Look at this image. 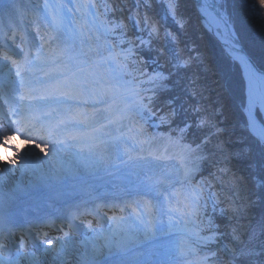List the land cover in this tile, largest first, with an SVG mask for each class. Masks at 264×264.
I'll list each match as a JSON object with an SVG mask.
<instances>
[{
	"label": "snow or ice",
	"instance_id": "1",
	"mask_svg": "<svg viewBox=\"0 0 264 264\" xmlns=\"http://www.w3.org/2000/svg\"><path fill=\"white\" fill-rule=\"evenodd\" d=\"M215 3L195 7L224 38L215 74L227 105L211 98L206 57L181 40L183 0L0 7V161L5 148L20 155L9 142L25 137L45 157L46 142L78 148L89 177L84 211L76 205L62 222L34 223L25 210L24 228L0 214V264H45L52 253L58 264L73 255L76 264H105L106 255L112 264H264V214L251 217L264 206V60L240 46ZM255 4L264 13V0ZM5 162L17 168L3 172L37 180L79 176L56 154ZM60 225L68 231L53 248L41 229Z\"/></svg>",
	"mask_w": 264,
	"mask_h": 264
},
{
	"label": "trees",
	"instance_id": "2",
	"mask_svg": "<svg viewBox=\"0 0 264 264\" xmlns=\"http://www.w3.org/2000/svg\"><path fill=\"white\" fill-rule=\"evenodd\" d=\"M228 10L233 12L232 21L242 44L246 50L254 55L256 63L259 65L261 60H264V52H262V45H264V13H260L255 0H228ZM181 11L186 18H189L188 29L186 33H181V40L190 47L197 48L206 57L209 68L213 69L207 77L211 89V98L214 100L220 99L227 105L228 99L223 94L220 81L215 74L211 46L217 49L222 67L224 66L222 60L225 54L219 44L201 26L192 0H183ZM159 18L163 19L170 30L175 28L171 19L165 18L163 12L159 14ZM226 115H230V112H227ZM261 214H264V206L257 205L251 209L253 219L259 218Z\"/></svg>",
	"mask_w": 264,
	"mask_h": 264
},
{
	"label": "bare ground",
	"instance_id": "3",
	"mask_svg": "<svg viewBox=\"0 0 264 264\" xmlns=\"http://www.w3.org/2000/svg\"><path fill=\"white\" fill-rule=\"evenodd\" d=\"M197 1H198V3L200 2V0H197ZM215 7H217L216 3H215ZM201 19H202V21L204 23L205 18L203 16H201ZM205 26H207V25H205ZM211 31H213L214 35L218 38V40L220 42L222 41L223 42L222 44H224V38L221 37L214 28H211ZM16 141L19 144L18 147H19L21 153L28 152L29 148L34 149V147H32V145H30V144H23V142H21V141H18V140H16ZM36 150L39 151V149H36ZM47 151H49V150H47ZM20 155H22V154H20ZM15 156H16V153L11 151L9 153V155H7L5 157V159L6 160L7 159H12ZM5 167L6 168H13V169L17 168L16 166H12V165H6ZM2 176H3V182L0 183V206L12 203L14 201L12 199V194H14L16 192L24 193V192L30 191L33 187H32V185H30L26 181L28 179L34 180L36 175L30 174V173L26 174V172L21 171V170H15V171H9L6 176H4V175H2ZM59 183H61V188H74V187H76V178L75 179L67 178L66 180L60 181ZM17 185H20L25 191L21 192V191L17 190L16 189ZM82 188H79L76 191H62L57 196H52V190L47 195H44V194H41V193L37 192V193H35V196L32 199H27L26 201L29 202L28 205H33V206L39 205L41 203H44V202H47V201H50V200L58 201L59 203H62V204H64L65 201L69 200V202L72 203L73 199H74V196L77 193H83L81 191ZM6 194H7V196H6ZM56 246L57 245H53V248H55ZM53 255H55V254L52 253V254L48 255V259L50 261H48L47 264H58L57 261L52 259ZM76 259H77V257H71L69 259V264H76Z\"/></svg>",
	"mask_w": 264,
	"mask_h": 264
},
{
	"label": "rangeland",
	"instance_id": "4",
	"mask_svg": "<svg viewBox=\"0 0 264 264\" xmlns=\"http://www.w3.org/2000/svg\"><path fill=\"white\" fill-rule=\"evenodd\" d=\"M219 2H220V4L223 6V7H226L227 8V6H228V0H218ZM38 2H40V0H38ZM30 3H36V1L35 0H19L18 1V3L16 4L17 6L18 5H25V6H27V5H30ZM9 4L11 5V4H15V2L13 1V0H0V7H2V6H5V8L4 9H8V6H9ZM226 12H228L227 13V15L228 16H230V19H232V14H233V12L232 11H226ZM231 22V21H230ZM232 24V23H231ZM211 43V42H210ZM209 43V44H210ZM211 56H212V61H213V63H214V70L216 69V68H222V66L220 65V61H219V56H218V52H217V49L214 47V46H211ZM225 54V53H224ZM226 57H227V55L225 54V57H224V59L222 60V62L223 63H225V60H226ZM231 72L232 73H236V68L233 66L232 68H231ZM225 89H226V86H225ZM52 147H53V154H56L57 156H58V159L59 160H61V161H63V163H64V165H65V167L67 168V167H71V168H73V169H78L79 170V174L80 173H82V174H87L84 170H83V167H82V164H81V161H80V158H78L77 157V155H76V152L75 151H79V149L78 148H72V149H70V148H67V149H65V150H63V151H61L60 150V146L59 145H56V146H53L52 145ZM42 159H44V157H42V156H40ZM45 160H47V159H45ZM18 165H20V164H18ZM46 167H47V165H46ZM8 174V173H7ZM30 174H32V173H30ZM35 175V174H34ZM72 175H69L68 173H67V171H65L64 173H63V178H66V177H71ZM28 180H31L32 182H39V181H41V180H37L36 179V176H35V178H34V181L32 180V179H28ZM27 180V181H28ZM48 182H49V184L51 185V188H52V190H57L58 188H59V181L58 180H56V179H53V178H51V177H49L48 178V180H47ZM36 184V183H35ZM52 211H55L54 209H51ZM51 211V212H52ZM71 257H76L75 255H73V256H71ZM71 257H69V259L71 258ZM105 262H107V263H110L112 260H115L116 259V257H114V256H105V257H103L102 258ZM45 264H47V263H45Z\"/></svg>",
	"mask_w": 264,
	"mask_h": 264
},
{
	"label": "water",
	"instance_id": "5",
	"mask_svg": "<svg viewBox=\"0 0 264 264\" xmlns=\"http://www.w3.org/2000/svg\"><path fill=\"white\" fill-rule=\"evenodd\" d=\"M197 3H198V2H197ZM210 30H211V29H210ZM239 42H240V41H239ZM222 46L225 48V50H227L224 44H222ZM240 46L243 47V45L241 44V42H240Z\"/></svg>",
	"mask_w": 264,
	"mask_h": 264
}]
</instances>
